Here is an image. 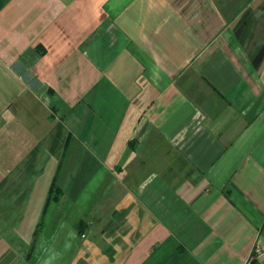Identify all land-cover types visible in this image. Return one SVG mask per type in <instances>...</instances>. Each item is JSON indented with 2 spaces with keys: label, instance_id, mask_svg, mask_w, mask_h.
<instances>
[{
  "label": "crops",
  "instance_id": "crops-1",
  "mask_svg": "<svg viewBox=\"0 0 264 264\" xmlns=\"http://www.w3.org/2000/svg\"><path fill=\"white\" fill-rule=\"evenodd\" d=\"M255 244L264 0H0V264H242Z\"/></svg>",
  "mask_w": 264,
  "mask_h": 264
},
{
  "label": "built area",
  "instance_id": "built-area-1",
  "mask_svg": "<svg viewBox=\"0 0 264 264\" xmlns=\"http://www.w3.org/2000/svg\"><path fill=\"white\" fill-rule=\"evenodd\" d=\"M242 264H264L262 248L258 244H255L251 254Z\"/></svg>",
  "mask_w": 264,
  "mask_h": 264
},
{
  "label": "rangeland",
  "instance_id": "rangeland-1",
  "mask_svg": "<svg viewBox=\"0 0 264 264\" xmlns=\"http://www.w3.org/2000/svg\"><path fill=\"white\" fill-rule=\"evenodd\" d=\"M21 116L23 117V119H25V117H26L25 115H20V117H21Z\"/></svg>",
  "mask_w": 264,
  "mask_h": 264
}]
</instances>
